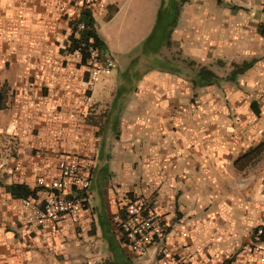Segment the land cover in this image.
Listing matches in <instances>:
<instances>
[{"label":"crops","instance_id":"obj_1","mask_svg":"<svg viewBox=\"0 0 264 264\" xmlns=\"http://www.w3.org/2000/svg\"><path fill=\"white\" fill-rule=\"evenodd\" d=\"M71 3L0 0V264H158L156 248L137 256L114 220L134 197L178 229L169 245L182 264H260L252 240L264 229V0L99 1L91 12L115 67L86 105L89 73L61 11ZM156 25L175 34L144 51ZM172 39L184 65L167 57ZM151 58L158 65L143 63ZM193 60L254 63L237 88L204 86L214 96L195 113L189 95L204 87L189 80ZM247 104L230 117L229 107ZM81 156L96 165L80 224L29 223L50 194L38 179ZM17 184L33 193L13 192Z\"/></svg>","mask_w":264,"mask_h":264},{"label":"built area","instance_id":"obj_2","mask_svg":"<svg viewBox=\"0 0 264 264\" xmlns=\"http://www.w3.org/2000/svg\"><path fill=\"white\" fill-rule=\"evenodd\" d=\"M101 0H72L71 5L61 6V11L72 20H77L84 9L92 10ZM85 28L79 24V30ZM75 57L80 59L88 70L87 93L84 104L91 100L100 75L111 71L115 67V61L111 56L104 54L100 48L81 41L74 51ZM96 158L94 156L76 157L75 159H61L58 162V174L47 182L45 177L38 179V184L47 186L50 194L39 206H34V215L28 217V222L43 225L46 222L59 224L66 219L74 225L81 222V210L84 196L87 195L92 185ZM75 186L79 194L72 193L69 189ZM27 207L32 206L31 201L25 200ZM125 215H117L114 220L119 223L126 234L129 244L137 256L145 255L150 248H156L158 264H182V261L172 251L169 245V237L178 234L175 227L168 228L164 221L155 213L149 211L146 202L141 197H134L124 207ZM57 230L56 227L53 229ZM184 237H193L186 229L180 233ZM252 245L259 253V262L264 264V229L258 228L254 234Z\"/></svg>","mask_w":264,"mask_h":264},{"label":"trees","instance_id":"obj_3","mask_svg":"<svg viewBox=\"0 0 264 264\" xmlns=\"http://www.w3.org/2000/svg\"><path fill=\"white\" fill-rule=\"evenodd\" d=\"M82 23L84 24L85 28L83 30H79V24ZM73 25V39H72V51L74 52L77 48L78 45L81 41L89 42L90 40L93 41V45L95 47L100 48V50L104 49V44L99 38V35L97 33L96 29V21L95 18L93 17V14L91 10L89 9H84L80 15V17L77 20H74L71 22ZM159 27L160 25H156L154 31L148 37V39L144 42V51H147L149 44H152L154 39L158 40L160 37H163L160 34L159 37ZM161 30V28H160ZM76 32L79 33V37H76ZM259 33L264 36V23L259 26ZM254 61H244L243 63H235L233 70L223 79L218 73L211 68L201 65L198 67L197 71L195 72V76L192 79V83L194 85V88L197 87H204L208 85H213V84H219L220 81L222 80H227V81H235L237 77L246 72L249 68L253 66ZM195 65V62H190L188 63ZM179 66V65H178ZM180 69V68H179ZM263 145V144H262ZM263 146H258L257 148L253 149L251 152L246 154L245 156L252 155V153H255V151L262 150ZM10 189L13 192L19 193L23 197H28V195L32 194L33 191H31L26 185L23 184H17V185H12Z\"/></svg>","mask_w":264,"mask_h":264},{"label":"rangeland","instance_id":"obj_4","mask_svg":"<svg viewBox=\"0 0 264 264\" xmlns=\"http://www.w3.org/2000/svg\"><path fill=\"white\" fill-rule=\"evenodd\" d=\"M178 18H179V15H178ZM172 27H173V25H160L159 32H158L159 33V37H160V34H161L164 38H166L169 41L172 38V34L173 35L175 34V31L172 32ZM160 28H161V30H160ZM173 38H174V36H173ZM166 53H167V57L168 58L174 59L176 61H181L180 64H183V65L185 63L182 62V61L183 60H188V59L185 58V56L183 54V51H182V48L179 45H177V42L174 39H172V41L169 42V45L167 47ZM218 60L204 61V62H201V61H196L195 62L193 60L195 62V65H192L191 66L192 71L189 70L190 72H188V75H189V78H190L189 80L192 81L193 77L195 76V72L197 71L198 67L201 66V65L208 66L212 70L216 71L224 79L229 74V72L233 69V66H232V63L229 62V61H224V63L222 64L221 62H218ZM143 63L145 65H147L148 63H150L152 65H158L157 61L153 60V58H151L150 62H149V60H145V61H143ZM187 63H190V62H187ZM185 67H186V65H185ZM191 68H188V69H191ZM222 85H225V86L223 87ZM238 85H239L238 81L234 82V81H227V80H222L218 84V86H220L221 89H223V88L224 89H228L229 87L230 88H237ZM226 87H228V88H226ZM205 90H207L206 87L197 88L196 90L193 89L191 94L189 95L188 100H189L190 106L193 108L195 113L198 110L201 111V109L204 108V106H202L203 103H206V101L208 102V99L210 97L214 96L213 93H208ZM250 97H251V99H250L249 103L250 104L252 103L251 107H253V109H254L255 104H254L253 101H258L259 98H256V96H253V95H251ZM188 100H184V101H188ZM238 101L240 102L241 100H237V102ZM248 108H249V104H247V106L243 105L242 109L240 108L242 112H240V110H238L235 107L231 106V107H229V109H230V117L233 118V117H237L239 115L246 114L249 111ZM244 111H245V113H244ZM234 113H235V115H234Z\"/></svg>","mask_w":264,"mask_h":264}]
</instances>
